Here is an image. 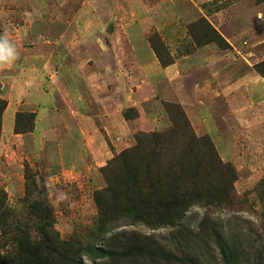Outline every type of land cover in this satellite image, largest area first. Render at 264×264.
Here are the masks:
<instances>
[{
  "label": "rangeland",
  "instance_id": "obj_1",
  "mask_svg": "<svg viewBox=\"0 0 264 264\" xmlns=\"http://www.w3.org/2000/svg\"><path fill=\"white\" fill-rule=\"evenodd\" d=\"M119 1L120 7H128L126 0ZM94 2L70 0L61 5L65 10V13L61 10V14L70 19L69 14L77 12L79 5H87L86 23L101 22L102 18L101 23L112 27L88 35L101 36L108 41V46L117 39L120 46H124L119 48L120 54L127 51L130 54V47L124 44L132 40L128 36L132 28L139 31L145 49L151 51L161 67L164 68L162 61L172 65L176 60H183L184 82L174 96L168 94L165 99L151 97L138 105L120 101L118 111L112 112L99 106L98 109L85 108L82 114L87 121L82 128L74 125L68 113L57 106L59 111L52 113L55 117L52 116L53 120L46 126H40L42 129L36 128L39 115L30 107L19 104L14 117H10L9 109L0 135V191L6 194L7 204L25 216L21 202L26 198L27 174L36 188L47 192L46 205L51 209L54 229L60 237L65 239L84 232L97 215L94 194L106 186L104 168L135 145L137 133H161L171 129L173 122L166 105L173 104L182 109L193 134L207 137L219 161L233 169L235 179L228 183L234 201L221 207H193L185 214L186 228L180 237L170 228L150 230L139 224L126 225L117 231L153 237L169 248L177 246L179 255L193 249L208 264L215 263L205 249L198 243L200 249L191 247H197L195 236L203 225L214 224L225 231L240 228L244 243L254 240V250L263 249L264 200L260 195L264 193V103L260 100L264 97L260 95L256 99L249 87L259 82L264 85V0H129V6L133 3L135 7L134 17L122 11L119 15H109L107 10L101 11L100 16L99 10L89 8ZM152 37L156 38L157 46H162V61L150 43ZM219 38L221 43H218ZM205 72L221 73L222 84L247 76V93L232 98L231 102L226 101L227 96L217 101V98L192 97V88L187 84L192 86L200 81ZM44 90L49 91L47 81ZM165 90L167 92V88ZM6 92L2 93L6 95ZM4 95H0V99L7 104L9 101ZM10 95L8 99H16L17 91L13 90ZM55 95L56 101L60 99L59 94ZM46 107L50 109L52 104ZM17 114L33 116L32 131L14 134ZM44 115L47 118L49 114ZM19 121L24 123L22 119ZM174 237L177 240H172ZM96 245L100 247L101 243ZM212 256L219 259L213 253ZM85 264L91 263L85 261Z\"/></svg>",
  "mask_w": 264,
  "mask_h": 264
},
{
  "label": "trees",
  "instance_id": "obj_2",
  "mask_svg": "<svg viewBox=\"0 0 264 264\" xmlns=\"http://www.w3.org/2000/svg\"><path fill=\"white\" fill-rule=\"evenodd\" d=\"M155 40L152 37L150 43L162 61V46ZM162 63L164 68L170 65ZM6 105L0 99V135ZM166 109L171 129L137 133L135 145L104 168L106 186L94 194L97 215L82 233L60 237L46 205L47 192L36 188L27 174L26 198L21 202L24 217L0 191V264H208L193 249L179 255L177 246L169 248L153 237L117 231L139 224L150 230L170 228L180 237L190 209L234 201L228 183L235 179L233 169L219 161L207 137L193 134L180 107L167 104ZM32 129V115L15 116L14 134ZM260 197L264 200V193ZM234 230L203 225L195 236L197 247H191L198 250L200 244L215 264H264V248L254 250L255 241L244 243L241 229Z\"/></svg>",
  "mask_w": 264,
  "mask_h": 264
},
{
  "label": "crops",
  "instance_id": "obj_3",
  "mask_svg": "<svg viewBox=\"0 0 264 264\" xmlns=\"http://www.w3.org/2000/svg\"><path fill=\"white\" fill-rule=\"evenodd\" d=\"M62 1L61 4L59 0H0V37L6 38L14 50V58L0 60V95L7 91L4 96L9 101L2 124L9 109L10 117H14L19 104L38 113L36 128L49 124V120L55 117L52 113L59 109L67 112L74 125L82 128L81 125L87 121L86 115L82 114L85 108L98 109L99 106L102 110L112 112L118 111L120 101L138 105L151 97L165 99L168 94L174 96V92L184 82L182 74L186 66L182 59L165 68L161 67L151 51L145 49L139 31L133 28L128 34L132 40L123 43L127 48L130 47V54L128 51L120 54L119 48L124 46H120L117 39L110 41L111 45L108 46V41H104L101 36L94 34L91 38L88 35L106 31L111 26L101 23L102 18L101 22L86 23L84 12L87 5H79L77 12L69 14L70 19L65 18L61 14V10L65 13L62 6L70 0ZM104 1L95 0L89 4V8L99 10L100 16L103 10L114 16L119 15L120 11L135 16V7L133 3L132 7L129 6V0H126L127 8L120 7L119 0H111L108 4L112 7L104 4ZM141 12L145 11L141 9ZM26 45H29L28 48H25ZM107 47H110L109 51ZM223 79L221 73L205 72L199 78L200 81L192 86L187 85L192 88V97L198 99L208 97L217 98V101L227 96L226 101L231 102L235 97L247 93V76L230 84H222ZM45 81L48 92L44 90ZM249 88L253 89L256 99L260 95L264 97V85L260 82ZM13 90L17 91V96L10 100L8 97ZM56 93L60 98L57 101ZM180 101L186 104L184 100ZM260 102L264 103V99ZM49 104H52V108H45ZM45 113H51L50 117L48 115L45 118Z\"/></svg>",
  "mask_w": 264,
  "mask_h": 264
},
{
  "label": "clouds",
  "instance_id": "obj_4",
  "mask_svg": "<svg viewBox=\"0 0 264 264\" xmlns=\"http://www.w3.org/2000/svg\"><path fill=\"white\" fill-rule=\"evenodd\" d=\"M14 50L9 45L8 41L4 37H0V60H8L14 58Z\"/></svg>",
  "mask_w": 264,
  "mask_h": 264
}]
</instances>
